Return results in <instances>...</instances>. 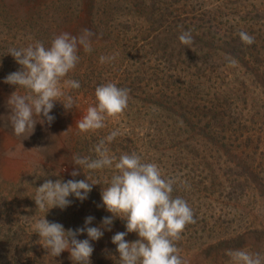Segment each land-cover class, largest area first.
<instances>
[{
    "label": "rangeland",
    "instance_id": "rangeland-1",
    "mask_svg": "<svg viewBox=\"0 0 264 264\" xmlns=\"http://www.w3.org/2000/svg\"><path fill=\"white\" fill-rule=\"evenodd\" d=\"M133 1L111 0V6L116 9V13L111 18L113 20L107 23L105 19L101 26L98 25V28L96 25L105 15L104 4H107L108 0H66L65 3L64 0H0V264H72L67 251L57 257V260L53 256H51L52 261L43 260V256L47 255V250L41 245L42 241L39 240L38 234L34 233V225L37 220L44 217L45 212L36 209L32 199L36 187L42 185L46 179L53 181L57 179L65 181L85 179V175H89L87 170H82L83 172L77 177L70 175L75 167L73 155L79 154L95 158V145L113 130H119L120 135L109 145L110 151L116 150V153L111 154L120 156L127 150L130 153L140 154L143 151L141 144L146 143L151 129H154L155 123H157L153 111L151 118L145 116L140 118L138 112L141 109L142 96L149 93L154 95L155 86L162 83L167 85L165 88L168 92L166 90L165 92L169 94L168 97H172L173 92L177 98L182 97V93L185 94L183 89L176 88L173 91L171 83L167 79H162L159 72L156 73L153 82L148 84V88L149 86L153 87L151 91L143 84L131 82L130 77L133 79L142 78L144 75L141 72L148 69L149 66L155 69L158 67L154 62V57L149 56V49L147 50L144 44L135 42L128 44L121 41L128 30L116 40L115 46L122 48L117 51L119 60L100 63L101 56L109 55L101 47L96 49L99 45L98 42H105V39L114 40L117 33L122 34L123 30L118 23L127 20V17L135 21L132 16L125 15L128 10L126 5L131 9ZM158 1L160 8H163L161 6L163 2L170 4L169 0ZM204 1L211 7L208 11L225 15L235 12L234 17L236 18L239 14L236 10V7L239 6L238 3L247 12L251 10L250 6L255 3L260 5L264 0H188L186 3H179L176 8L179 11L187 12H193L194 9L205 10ZM152 3L153 0H147L146 6L151 7ZM63 4H69V6L61 7ZM262 14L263 11H260L259 17L264 18ZM250 17L252 18V15ZM137 20V24L140 26H135L145 29V24L141 20ZM217 20L224 21V19ZM108 25L112 30L110 35L105 31ZM15 26L18 27L15 29ZM12 27L15 30L14 33L13 30H10ZM260 28L262 29L260 25H256L252 31L248 29L241 31L256 38L258 34L260 35ZM84 29H89L94 33L92 46L95 44L90 53H86L83 48H80L78 52L80 60L73 70L76 71V75L72 71L66 78L82 83L79 89L68 90L75 100L74 108L65 110L63 105L57 102L51 113L56 117L53 123L50 125L37 123L34 132L28 138L27 134L17 137L10 123V105L8 104V98L15 88L4 83V78L9 73L17 71L20 66L8 54L9 50L27 47L30 43L33 44L37 41L48 47L57 35L67 32L73 36H79ZM241 31L236 30L235 32L240 33ZM95 36L96 41L93 40ZM132 37V33L126 36L127 40H131ZM101 38L103 40L100 41ZM262 40H264L263 34L260 35L257 44L259 52L257 53L260 55H264ZM189 50L195 51L193 48ZM255 55L249 59L252 62L253 60L260 62L261 60ZM260 65V70L251 64L245 65V63H241L236 68L235 65L233 67L238 75V80H241L240 76H244V80L248 81L249 86L246 87L244 94H241L243 101L249 102L247 105L249 110L259 111V122L264 123V91L260 87L264 81V61ZM145 73L149 74L147 70ZM107 83H115L118 87L129 90L127 108L115 117L106 118L104 129L96 133L80 134L76 126L77 122L86 114L88 107L95 105L91 99L82 97L81 93L95 92L98 86ZM88 86L90 89L87 88ZM17 92L25 94L23 89H17ZM241 92L243 93V89ZM246 93L247 97H245ZM252 96L253 98H251ZM208 98L217 103L215 100L217 95L211 94L208 95ZM206 99L205 94L199 96L200 110L204 106V100L207 102ZM159 100L161 99L156 98L157 106L160 103ZM205 108L204 113L211 114L213 112L210 111L213 107H210L209 103ZM131 119L132 121H130ZM247 126L241 138L236 141L237 134L233 133L232 143L230 146H225V150L230 148L235 151L236 145V149L242 151L240 145L245 143L248 146L245 147L246 151L251 152L254 145H249L246 138L258 137L259 140L255 143L259 145L257 153L250 158H256V162H260L261 166L258 167V170H264V128L262 127L260 132L255 133L257 127L251 124ZM218 145L223 152H226L221 143ZM146 148L148 149V147ZM89 149H91L90 153ZM75 150H82V152H74ZM201 150L196 153L199 154ZM155 157L157 156L154 151ZM234 158L235 155L233 160ZM182 162V165L178 166L175 171L170 170V174H165L163 171L162 175L175 180L176 183L181 182L177 185L178 194L188 202L195 216V223L187 225L181 239L176 242L184 264H229L230 258L226 255L228 250L243 249L253 253H264V201H262L264 197L248 196L244 199L243 194L246 189V182H244L243 186L236 189L239 191L238 194L244 192L236 198L235 196L231 198L230 193L235 192L236 178L233 176V172L213 174L201 173L200 169H196L191 174L188 171L191 167L177 172L183 166L188 165L184 159ZM238 162L239 160L235 158V163ZM113 170L115 169L92 174L89 177L90 182L98 183V185H94L97 190L106 188ZM223 170L221 169V171ZM234 172V174H242V171L239 170ZM198 175L205 179L203 185H197L201 180V178L195 179ZM260 175L264 176V171ZM249 186H251L250 182L247 183V187ZM205 197L208 199H204ZM209 200H212V203L208 205ZM94 203L95 199L90 193L88 199L83 202L73 199L72 205L64 210L51 209L46 218L49 221L63 224L67 230L83 227L85 218L93 216L95 219L92 226H98V221H102L105 216L103 215L102 218L101 215L92 214L91 207ZM85 238L86 234L79 237V239ZM93 246L94 252L91 259L100 258V254L107 251L102 238L93 242Z\"/></svg>",
    "mask_w": 264,
    "mask_h": 264
},
{
    "label": "trees",
    "instance_id": "trees-1",
    "mask_svg": "<svg viewBox=\"0 0 264 264\" xmlns=\"http://www.w3.org/2000/svg\"><path fill=\"white\" fill-rule=\"evenodd\" d=\"M110 1L108 0V3L104 4L105 15L99 23L97 20L98 24L96 27L99 24L101 26L105 19L107 23L113 20L111 18L116 13V9L111 6ZM169 1L170 4L166 2L161 4L163 8L159 7L158 3L160 2L158 0H153L151 7L146 6L147 0H134L131 9L126 5L128 10H126L127 13L125 15L132 16L135 21L127 17V20L118 23L123 30L122 34L117 33L114 40L105 39V42H98L99 45L96 47V49L101 47L109 56L115 55L114 60H119L117 51L122 48L115 46L116 40L128 30L121 41L128 44L131 42L144 44L147 50L149 49V56L154 57V62L157 63L158 67V69H155L149 66L148 69H144L141 72L144 75L142 78L136 77L133 79L130 77L131 82H138L148 88V84L153 82L156 73L159 72V76L162 79H167L171 83L173 91L177 88L178 90L183 89V92H185V94H181L182 97H175L174 92L172 94L174 97H168V90L165 88L167 85L162 83L155 86L154 95L149 93L142 96V99L140 98L141 109L138 112L140 118H143V116L151 118L153 111V116L158 124L155 123L154 129H151L146 143L141 144L143 151L138 155L142 157L144 162L157 164L162 174H164L163 171H165V174H170V170L175 171V169H178V166L182 165L183 159L188 165L183 166L177 172L184 171L188 167H191L188 169L191 174L196 169H200L201 173L209 172L213 174L216 172H222V174L233 172V176L236 179L235 192L230 193L231 198L234 196L236 198L244 192L238 194L239 191L236 190L243 186L244 182H246V189L243 194L244 199L248 196L263 198L264 176L260 174L264 170H258V167L261 166L260 162H256V158H250L257 153L259 145L255 143L259 138H246V142L249 145H254V149L251 152L246 151L245 147L248 146L245 143L240 145L242 151L237 150L236 145L235 151L230 148L225 150V146L231 145L233 133L237 134L235 141L240 139L244 129H247V125L251 124L257 127L255 133L257 131L260 132L264 128V123L259 122V111L255 109V112L253 109L249 110V107H247L249 102L242 99L241 94L243 95L246 87L249 86L248 81L244 80V76H240L241 80H238V75L233 67L235 65L236 68L241 63H245V65L251 64L257 67V70L261 69L260 63L264 61V55L258 54L257 44L260 35H264V30H262L264 29V18L259 17L260 11H263L262 16H264V1L260 5H257V3L253 4L250 6L251 10L247 12L238 3L239 6L236 7V10L239 14L236 18L234 17L235 12L225 15L208 11L211 7L205 1L206 11L192 8L195 10L193 12L179 11L176 8L179 3H186L188 0ZM190 4L192 3L190 2ZM67 5L69 6V4H63L61 7H67ZM155 5L156 7H154ZM250 15H252V18ZM137 19L145 24V29L135 26L138 25ZM217 19H224V21L221 22ZM256 25H260L262 29L260 28V35L258 34L255 38V43L250 46L242 43L239 32L235 31L246 29L252 31ZM17 27L15 26V29ZM10 30L12 31L13 27ZM186 30H191L193 35V43L188 46L183 45L179 41L180 34ZM105 31L108 35L112 33L109 25L105 28ZM129 33L133 34L131 40L126 38ZM93 40L96 41V36ZM101 40L103 39L101 38ZM262 43H264V40H262ZM94 44L92 46L93 49ZM190 48L195 51H190ZM251 52L254 54H250ZM253 55L261 61L253 60L252 62L249 58H252ZM145 70L149 74H146ZM75 72L73 71L74 75H76ZM262 84L260 87L264 91V81ZM87 88L90 89L89 86ZM152 88L149 86V91ZM241 89H243V93ZM142 91L143 88L141 86V94L143 93ZM81 94L82 97H87L96 103L95 92L91 91V93ZM202 94L207 96V102L204 100V106L200 110L198 101L199 96ZM211 94L217 95V98H214L217 103L208 98V95ZM247 96L248 94L246 93L245 97ZM156 98L161 99L158 106L155 102ZM208 103L210 107H213L210 110L213 111L211 114L204 113ZM218 143L222 144V148L226 152L222 151ZM199 150L201 151L197 154L196 152ZM90 151L91 149H89V153ZM154 151L158 160H156L157 157L154 158ZM74 152H82V150H75ZM111 153H116V150L112 149ZM125 153H130V151L127 150ZM234 155L239 160L238 163H235V158L233 160ZM114 156L119 157V155ZM221 169L224 170L221 171ZM236 170L242 171V174H234ZM114 171L111 172V175ZM163 177L168 179L166 176ZM196 178H201V176L198 175ZM204 180V178H201L197 185H203ZM248 182L251 184L249 187H247ZM180 183L177 182L174 185L176 191L174 190L173 196L181 197L177 191V185ZM101 191L93 186L91 195L95 199V203L92 205L91 211L93 215L98 214L103 218V215L108 216L110 214L103 207H97V205L101 204ZM204 199L207 200L208 198L205 197ZM208 202L209 205L212 200ZM100 223L101 221L99 220L97 225H100ZM122 231H125L124 222L120 219L115 220L112 230L105 231L102 237L107 251L100 254V258L91 259V264H119L118 254L115 252L116 246L111 243V237L115 233ZM130 234L126 237L128 241L137 239L136 234ZM43 260L52 261L51 255H44Z\"/></svg>",
    "mask_w": 264,
    "mask_h": 264
},
{
    "label": "clouds",
    "instance_id": "clouds-1",
    "mask_svg": "<svg viewBox=\"0 0 264 264\" xmlns=\"http://www.w3.org/2000/svg\"><path fill=\"white\" fill-rule=\"evenodd\" d=\"M93 35L89 29H84L79 36L65 32L57 35L48 47L37 41L9 50L8 54L20 66L4 78V83L15 88L8 104L10 123L17 137L27 134L28 138L37 123H53L56 117L51 113L57 102L65 110L74 108L75 100L68 90L79 89L81 84L66 78L79 63L80 48L86 53L92 52ZM239 37L246 45L255 43V37L247 32L241 31ZM179 41L191 45V30L183 31ZM114 59L115 55L101 56L100 63ZM17 89H23L25 94H18ZM95 97V105L88 107L77 122L82 135L104 129L106 118L121 114L128 106L129 90L115 83L102 84L95 89ZM119 135V130H113L100 139L94 147L95 158L73 155L75 167L70 175L77 177L82 170H87L89 175H85V179H46L36 187L32 199L36 209L45 215L36 221L34 233L38 234L47 255L59 257L67 251L72 264H91L93 242L99 241L105 231H111L114 221L120 219L125 231L111 237L119 264H184L176 242L186 226L195 223L192 209L185 199L173 196L176 181L164 178L157 164L144 162L135 152L119 157L111 154L109 145ZM113 168L108 186L102 188L101 204L97 205L110 215L105 216L100 225L92 226L95 217L88 216L83 227L66 230L63 224L46 218L53 208L64 210L72 205L73 199L80 202L88 199L93 186L98 185L90 182L89 177ZM130 233H135L137 239L128 241L126 237ZM84 234L86 238L79 239ZM226 255L230 258L229 264H264V253L260 252L237 249L228 250Z\"/></svg>",
    "mask_w": 264,
    "mask_h": 264
}]
</instances>
